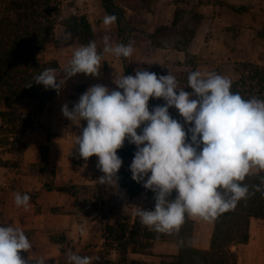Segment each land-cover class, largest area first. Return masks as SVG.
Here are the masks:
<instances>
[{
	"label": "clouds",
	"instance_id": "9594fccd",
	"mask_svg": "<svg viewBox=\"0 0 264 264\" xmlns=\"http://www.w3.org/2000/svg\"><path fill=\"white\" fill-rule=\"evenodd\" d=\"M117 19L116 14L105 15L106 30ZM58 38L61 46L72 40L71 34ZM103 43L102 51L94 40L79 46L59 72L45 68L32 81L58 90L63 83L61 70L64 79L77 73L99 75L104 53L124 58L134 53L130 44L113 45L107 32ZM115 83L117 89L112 90L103 84L90 86L71 109L65 104L62 111L77 124L87 121L76 145L85 161L98 157L97 168L104 173L98 178L100 184L116 185L123 164L117 150L126 140L136 145L130 165L132 179L155 193L154 210L138 206L135 213L143 226L159 233L178 232L186 216L210 221L249 195V186L242 182L264 171V99H245L232 91L227 76L199 70L188 75L187 86L192 91L180 87L171 71L158 76L138 69ZM150 98H163L165 103L150 111ZM173 106L189 125L187 132L171 116ZM30 199L28 193L14 196L15 204L25 208ZM32 248L23 228L0 225V264H48L45 257L31 258ZM67 260L68 264H92L91 257L71 251Z\"/></svg>",
	"mask_w": 264,
	"mask_h": 264
},
{
	"label": "rangeland",
	"instance_id": "374dc122",
	"mask_svg": "<svg viewBox=\"0 0 264 264\" xmlns=\"http://www.w3.org/2000/svg\"><path fill=\"white\" fill-rule=\"evenodd\" d=\"M63 2L66 4V8H76L77 11L87 14L94 30L93 40L97 44L98 51H102L104 47L103 36L106 32L111 36L113 45L120 44L121 37L117 21L108 30L103 25V18L109 13L102 0H64ZM114 3L119 7L120 17L134 27L127 38V45L130 44L134 48V53L129 57L132 75H135L138 69H147L157 73L158 76L167 75L171 71L177 78L180 87H185L186 91H190L187 87V81L188 75L192 71L215 72L235 80L246 70L249 63L264 66V0H114ZM65 34L68 33L58 30L55 39L49 42L45 52L47 59L55 58L59 61L60 69L69 63L74 50L82 45L71 35L72 40L61 46L58 37ZM119 61L122 63L121 57H116L111 53L103 54L101 67L104 66L107 71L113 72V78L112 80L109 79L110 81L103 78L99 82L91 83V75L84 73H77L64 79L65 73L61 70L60 79L63 80V83L54 97L59 94L64 86L67 89L75 88L77 93H84L90 85L96 84H103L110 90L117 89L115 80L124 76L123 63L122 72L120 74L117 72L116 64ZM259 98L264 99V96ZM51 100L46 107L50 108ZM76 102H78L77 95L72 92L69 109ZM164 103L163 98H150L149 110L151 111L154 106ZM11 107L26 111L34 108L35 104L34 101L25 99L12 104ZM43 110L38 114H41ZM169 112L174 119L184 124V119L179 114L178 109L173 106ZM1 124L2 121L0 120ZM39 125L35 127H39ZM44 127L46 126L44 125ZM143 127L144 125L137 130L138 133L142 131ZM184 127L187 132L189 125L184 124ZM32 130L33 127L24 132L20 130L19 138L22 140L23 136ZM74 131H77V128H74ZM48 132H50L49 128ZM1 134L2 132H0V223L8 224L10 223L8 218L14 214L16 208L15 193H28L31 197L30 200L38 198L39 194L36 190H25L22 187L21 180L24 178L20 174H22L23 168L27 167L24 165L27 146H23L22 155L17 156L10 150L11 147L17 146L15 141H12L14 135L10 137L11 143H6L2 140ZM190 137L191 133L188 132V142H191ZM41 152L45 156L47 146H42ZM133 158L122 159V167L125 172L122 175L124 184L119 181V171L116 185H110L107 189L108 192L101 191L98 196L97 187L94 188L76 180V183H70L77 186L76 192L70 194L86 200L93 199L97 203L99 201L107 202L108 207L103 212L106 211L107 215L108 212L119 214L116 221L122 220L125 215H130L129 220L132 221L138 206L145 208L150 205L154 195V192L143 187V183H139L142 186L139 192L131 193L130 189L135 181L132 179L130 170ZM77 159L81 162V158ZM44 165L50 169L55 167L54 161H46L45 163L42 162L40 167L37 165L31 167V172H38L39 169L46 167ZM55 176L56 168L54 175L47 172L42 174L40 179L45 183L48 180H55ZM99 187L102 188V184ZM128 199L129 202L131 201V205L129 208L123 209L121 206ZM119 202H122L121 206H118ZM105 222L93 224L91 226L93 235L89 240L83 241L71 238L62 233L61 230H54L52 238L61 250L59 262L68 264L67 254L69 251L91 257L92 264H96L99 260L104 264L106 258L110 257L116 259L117 253L114 250H112V255H108L107 251L111 246L107 245L105 239L102 238L105 234V226L109 224ZM166 241L168 239L164 238L151 241L152 246L146 250V253H131L130 256L147 262L157 260L164 253L162 250L165 247L162 243Z\"/></svg>",
	"mask_w": 264,
	"mask_h": 264
},
{
	"label": "trees",
	"instance_id": "16d2710c",
	"mask_svg": "<svg viewBox=\"0 0 264 264\" xmlns=\"http://www.w3.org/2000/svg\"><path fill=\"white\" fill-rule=\"evenodd\" d=\"M63 1L0 0V120L2 121L0 132H2V140L6 143H11L10 137L14 135L12 141H15L17 146L11 147L10 150L17 156L22 155L25 146V142L18 136L19 131L24 132L34 127L35 116L46 107L58 91L52 88L46 89L43 84L32 81L33 77L45 68H55L59 72V61L45 57L49 42L55 39L58 30L71 34L82 45L93 41L94 38V30L87 14L77 11L76 8H66ZM102 1L109 14L117 15L120 43L127 45V38L134 27L120 17L119 7L114 0ZM121 60L124 75H132L129 57H121ZM231 80L232 91L239 92L245 99L264 96V66L249 63L238 78ZM30 82L31 87L27 86ZM188 88L192 91L190 87ZM25 99L34 101L35 107L26 111L11 107L12 104ZM135 152L136 145L127 140L124 146L117 150V154L122 159L134 157ZM43 157L45 160L46 155ZM44 166L46 167L42 166L38 173L55 174L54 166L51 169L47 165ZM119 171V181L124 184L123 167ZM242 183L249 186V195L239 200L234 209L215 218L209 249L203 250L193 245L195 223L190 217L186 216L178 232L167 234L149 230L140 223L136 214L132 221L129 220L130 215H125L122 220L105 226L104 239L112 248L107 253L112 255L114 250L117 257L106 258L104 264H237L238 255L232 250V246L249 240L252 216L264 218V171L249 175ZM257 186L260 188L259 191L256 190ZM45 187L68 193L76 192L77 188L71 184L56 185L54 180L46 181ZM141 189L142 186L134 181L130 190L132 194H136ZM154 196L155 193L153 202L144 209L154 210ZM175 196L174 191L172 198ZM0 225L6 224L0 223ZM160 238L175 240L178 244L177 252L163 254L159 260L150 262L130 256L131 253H146V250L152 246L150 242ZM24 255L28 254L24 253ZM96 264L102 263L99 260Z\"/></svg>",
	"mask_w": 264,
	"mask_h": 264
},
{
	"label": "crops",
	"instance_id": "0c3cea01",
	"mask_svg": "<svg viewBox=\"0 0 264 264\" xmlns=\"http://www.w3.org/2000/svg\"><path fill=\"white\" fill-rule=\"evenodd\" d=\"M116 67L117 72L120 74L122 72L121 61L117 62ZM103 68L100 67L99 75H91V83H94V81L99 82L103 78L107 81L112 80L113 72L107 71L105 68L104 71ZM72 92L77 95L79 101L83 93H77L75 88L67 89L64 86L59 94L51 100V104L49 103L50 108L46 107L41 114L35 117L33 130L27 132L22 138L27 146L24 159V165L27 167H24L21 171L22 174H20L24 178L21 180L22 187L25 190H36L39 197L30 200L27 208L15 204V212L8 218L10 223L6 224L23 228L33 245L30 257L35 259L45 257L48 264H62V262H59L60 246L52 238L54 230H61L65 235L77 240H89L93 235L91 229L93 224L101 221L114 223L119 215L109 212L107 215L106 211L103 212L108 207L107 202L99 201L97 203L93 199L78 198L66 191L49 190L40 179L42 174L38 173L39 171L31 172V167L36 165L40 167L42 162L54 161L56 168L54 181L56 185L76 183V180H78L80 183L89 184L94 188L97 187L96 193L98 196L101 191L108 192L107 189L110 185L102 184V188L99 187L98 178L104 173L97 168L98 157L93 155L87 161L81 158V162L77 159L80 156L76 140L78 135L82 133L83 127L87 125V121L82 120L77 124L63 114L62 108L65 104L69 107ZM38 125L39 127H35ZM48 128L50 132H48ZM74 128H77V131H74ZM42 146H47L45 160L41 152ZM97 197L94 198L97 199ZM121 204L122 202H119L118 206H121ZM11 205H14V203H11ZM130 205L131 201L129 202L128 199L121 207L127 209ZM192 219L195 223L193 245L203 250L209 249L215 219L210 221L201 218ZM249 231L250 238L246 243L232 246V250L238 255L237 264H264V218L252 216ZM102 238L104 239V237ZM162 245L165 247L162 250L163 254H174L178 250V244L175 240L168 239Z\"/></svg>",
	"mask_w": 264,
	"mask_h": 264
}]
</instances>
